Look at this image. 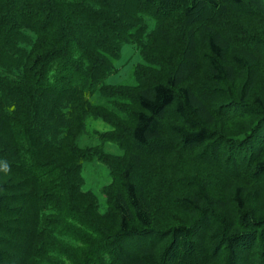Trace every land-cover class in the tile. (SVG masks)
Wrapping results in <instances>:
<instances>
[{
  "label": "trees",
  "instance_id": "16d2710c",
  "mask_svg": "<svg viewBox=\"0 0 264 264\" xmlns=\"http://www.w3.org/2000/svg\"><path fill=\"white\" fill-rule=\"evenodd\" d=\"M229 11L256 15L264 0H0V264H264V201L202 190L172 224L136 175L142 157L214 142L211 110L234 94V110L260 115L245 141L262 154L250 179L264 181V96L250 101L264 40L248 48ZM125 44L140 55L134 81L110 84ZM89 118L122 154L78 144ZM94 159L111 175L104 209L83 188Z\"/></svg>",
  "mask_w": 264,
  "mask_h": 264
},
{
  "label": "rangeland",
  "instance_id": "374dc122",
  "mask_svg": "<svg viewBox=\"0 0 264 264\" xmlns=\"http://www.w3.org/2000/svg\"><path fill=\"white\" fill-rule=\"evenodd\" d=\"M228 14L229 20L232 22L229 28H231V25L237 27L241 31V35L243 33L247 35V47L257 48L255 40L259 38L264 40V11L256 15H250V13H245V11L244 13L229 11ZM221 18L219 20L223 22V18ZM240 38L242 36H239ZM238 41L240 40H233L234 43L239 44ZM234 46L231 47L232 50H234ZM258 55L261 58L259 59L260 77L257 85L251 92L250 101H253L256 96H264V48L262 46H259ZM139 61L140 55L137 49L132 44H125L121 50L119 59L115 61L117 70L107 79L108 83L121 84L133 82L132 69ZM238 73L239 70L236 68V74ZM232 102L235 106H238L234 94L230 102L222 105L224 107L223 110H217V107L211 110L214 115V125L211 127L212 132L215 134L213 136L214 142L193 149H184V146L181 144L177 151H172L171 155H168L169 160L165 157L163 158L162 154H156L153 157H142V162L138 164L139 168H136V175L141 178L140 181L144 183L145 187H152L155 182V186H158L161 191L160 195L162 198L160 199V203L162 200L161 205L167 207L168 215H173V218L175 216L183 217L186 212H191L192 208L186 204V200L199 196L202 190H205L211 197H215V200H223L228 196H232L231 191L237 187H243L250 194V201L248 202L252 204L257 203L259 200L264 201V181H254L250 179V175L248 174L256 161L262 157V154L257 155L253 153V155L248 156L249 145L245 141V138L252 134L251 131L247 132L248 129L252 127L260 115L248 114L242 111L240 107L238 110H234L231 107ZM249 104L251 105L250 102ZM174 120L175 118L172 114L166 117V124L163 123L164 132L175 122ZM108 129H110V126L105 122L89 118L87 119V133L79 137L78 144L83 147L101 145V148L105 152L113 155L122 154V151L116 144L101 142L97 138L98 133L95 132L96 130L103 132ZM254 144L256 143L254 142ZM216 145L219 147L215 150ZM243 154L246 156L244 163L240 160V156L242 158ZM117 165L121 167L122 163ZM146 170H152L150 176ZM117 176L119 177L120 173H117ZM83 177L84 190H92L97 193L102 209H104L105 198L101 189L111 181L108 167L98 159L87 161L83 166ZM154 177H156L155 180ZM167 181L169 185H161L162 182ZM166 187H169L167 189L168 192L170 188L173 190L174 194L171 199H174L175 202H171V199L164 197L166 194L164 189ZM212 209L214 211V208L205 209V211L211 213ZM260 209L264 211V205ZM164 219V217L159 218V221L163 222ZM176 221L178 220L175 218L172 224H175ZM186 223L194 225L196 220L189 219ZM8 264L10 263L8 262Z\"/></svg>",
  "mask_w": 264,
  "mask_h": 264
}]
</instances>
